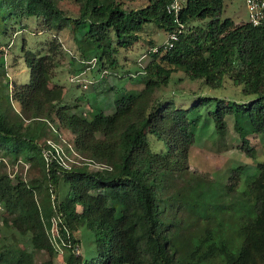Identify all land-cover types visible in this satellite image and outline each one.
<instances>
[{
	"label": "trees",
	"instance_id": "obj_1",
	"mask_svg": "<svg viewBox=\"0 0 264 264\" xmlns=\"http://www.w3.org/2000/svg\"><path fill=\"white\" fill-rule=\"evenodd\" d=\"M63 1L79 4L77 18L59 8ZM169 1L144 0L141 8L126 10L123 0H0V172L4 157L40 164L55 203L53 209L46 202L38 207L34 200L38 182L29 188L0 174V204L5 213H16L14 229L30 234L32 250L51 253L46 231L56 216L63 242L79 246L81 236L76 238L74 231H81L85 243L94 246L92 261L69 248L63 264L263 263L264 160L254 180L235 195L233 185L216 189L211 180L190 172L188 154L195 143L192 125L210 106L207 116L219 135L225 132L229 115L247 120L244 127L234 126L241 138L246 130L264 135V20L258 26L236 24L222 19L224 0H183L177 24L166 12ZM29 20L57 34L73 26L88 28L81 45L76 42L78 58L83 59L73 57L74 75H86L92 58L99 72L114 70L118 49H133L150 26L163 30L165 40L171 33L178 38L171 49L165 50L164 43L146 49L136 62L143 88L117 98L112 115L97 113L88 119L57 104L53 120L45 107L60 89L47 75L55 68L53 55L59 46L52 42L45 55L26 50L28 83L15 84L10 91L5 78L1 39L9 23L26 31ZM194 22L203 25L192 26ZM155 48L157 52H152ZM175 73L183 75L178 80H202L212 89L221 88L226 78L254 99L225 104L202 97L189 108H178L171 99H156L175 84ZM9 100L20 104L19 112ZM54 121L71 132L84 160L104 168L88 173L86 164L64 167L48 141L39 145ZM243 150L252 155L246 146ZM61 181L67 188L57 203ZM96 192L102 196L99 203L92 200ZM105 192L115 199H107ZM0 258L7 264H34L31 252L15 261L7 246Z\"/></svg>",
	"mask_w": 264,
	"mask_h": 264
},
{
	"label": "rangeland",
	"instance_id": "obj_2",
	"mask_svg": "<svg viewBox=\"0 0 264 264\" xmlns=\"http://www.w3.org/2000/svg\"><path fill=\"white\" fill-rule=\"evenodd\" d=\"M126 10L139 9L144 5V0H123ZM59 8L65 14L77 18L79 15V4L72 1H63L59 3ZM230 18L234 23L240 24L248 22V14L243 0H224V10L222 19ZM13 23V22H12ZM9 23L7 35L1 39L4 46L3 57L5 58L4 72L5 78L9 83L10 91L13 85L25 84L30 80L29 70L25 66L23 56L26 50L33 52L35 55H45L48 53L49 44L59 46L54 53L55 68L48 72V80L51 84L58 86L60 92L53 94L51 102L45 107V111L50 113L54 120V106L59 104L64 107L71 108L74 113L86 115L91 119L94 114L102 113L106 116L114 113V103L117 98L126 93H135L143 88L141 84L142 77L137 73L140 70L139 64L136 63L144 54L146 49L151 45H162L165 40V32L155 26H150L140 34L141 42L131 50L118 49L116 59L118 67L114 70L99 72L97 68L88 71L86 75L79 77L78 83H71L69 80L75 76V61L82 60L79 52L76 51L77 43L85 39L87 32L86 26H80L71 29H64L58 34L51 31H43V26H38L33 21H28L26 31L19 30L18 24ZM203 25L201 22H194L192 26ZM43 31V32H42ZM77 42V43H76ZM58 44V45H57ZM22 47L24 50H22ZM1 56V55H0ZM85 61V60H84ZM133 76V77H131ZM182 73H175V84L170 83L169 86L156 95V99H171L178 108H189L198 98H211L222 100L225 104L247 103L254 99L253 96H247L242 93V86L233 84L230 80L224 79L221 88L212 89L204 85L202 80H178L182 77ZM5 80V79H4ZM171 81V82H172ZM2 83V82H1ZM0 83V84H1ZM9 103L15 112H19L20 104L14 100ZM214 104V103H212ZM211 106L207 109L211 110ZM201 112V118L192 125L195 143L190 148L188 154V163L190 172L200 175L205 180H211L214 188L219 189L222 186L233 185L235 195H240L242 191L254 180L258 174V164L264 160V135H256L250 133L249 130L243 133L241 138L239 133L234 130V126L239 124L245 126L246 119L240 115H229L226 117V130L222 135L215 132V128L211 119L207 116L206 110ZM14 114V113H13ZM11 120V119H10ZM13 120V119H12ZM56 120V118H55ZM51 128L43 134L38 141L42 145L45 141L56 150L55 156L64 167L72 168L73 166H83L88 173L96 172L104 168L102 165L84 160V155L74 146V137L65 128L59 126L57 121L50 123ZM245 130V129H244ZM50 131V133H49ZM243 139V140H242ZM246 146L250 149L251 156L243 150ZM243 147V148H242ZM159 147L154 149L158 151ZM1 156V155H0ZM86 158V157H85ZM4 168L0 174L7 175L13 181L21 180L28 184L29 188H33L34 182L40 184V189L35 190L34 200L38 207L42 202L55 205L52 192L46 188L44 182V173L42 166L38 163H25L19 158L4 157L1 160ZM67 186L59 185L58 201H62ZM92 197L93 202H101L102 196L97 193ZM109 200L115 197L110 193H104ZM231 200L228 198V203ZM0 253L7 246L12 257L17 261L25 252L33 254L34 264H63L71 253V250L58 248L60 244L59 236L62 239L59 219L55 216L51 221L49 230L46 231L47 241L52 249L51 253L44 249L39 251L31 248L30 234L21 235L22 230L14 229L17 219L16 213L9 215L5 213L3 206L0 204ZM78 210H80L78 208ZM6 220V224L3 223ZM56 227L53 228V225ZM18 224V223H17ZM184 226V223L182 224ZM56 231L59 236L57 238ZM52 232L54 236H52ZM75 237L81 236L79 242L78 255L87 257L88 260L95 259L93 254V244L85 243L82 238L81 231H74ZM86 237V234H84ZM58 240H54V239ZM77 256V255H76ZM0 260H2L0 258ZM8 262L0 261V264ZM260 264H264L260 263Z\"/></svg>",
	"mask_w": 264,
	"mask_h": 264
},
{
	"label": "built area",
	"instance_id": "obj_3",
	"mask_svg": "<svg viewBox=\"0 0 264 264\" xmlns=\"http://www.w3.org/2000/svg\"><path fill=\"white\" fill-rule=\"evenodd\" d=\"M247 14H248V22H250L253 26H258L259 24H261L262 20H264V0H243ZM182 3L183 0H170L169 4L166 7V12L168 15H171L175 18V23L178 24V15L180 10L182 9ZM180 29L182 30L183 27L180 26ZM178 35L176 33H171L167 36L165 42H164V49L168 50L171 49L174 45V43L177 41ZM152 52H157V49H153ZM96 59L92 58L91 60H89L86 64H87V69L86 71L92 70L95 66H96ZM81 75H84V73L82 74H78L73 76L69 81L71 83H78L79 77ZM1 209V207H0ZM55 222L53 225V228H55ZM56 235L57 238L59 236L58 232L56 231ZM52 236H54L53 232H52ZM60 238V237H59ZM55 241L58 239H54ZM60 244L58 245V248H66L69 249L71 248L74 252L75 255H78L79 253V246L75 245V246H71L69 243H65L63 242L61 239H59Z\"/></svg>",
	"mask_w": 264,
	"mask_h": 264
}]
</instances>
